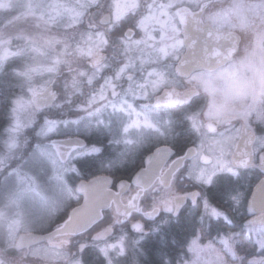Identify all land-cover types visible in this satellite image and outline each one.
<instances>
[{
    "label": "snow or ice",
    "instance_id": "snow-or-ice-1",
    "mask_svg": "<svg viewBox=\"0 0 264 264\" xmlns=\"http://www.w3.org/2000/svg\"><path fill=\"white\" fill-rule=\"evenodd\" d=\"M3 0H0L2 5ZM81 9H86L90 5H96L98 0H77ZM38 7L39 5H35ZM184 5L183 0L178 3H169L166 10L162 13L163 15L169 16L170 24L165 22V27L170 28V31H165L164 35L160 38L162 41H169L164 44L158 51L161 56L167 60L172 58L176 62L175 73L176 76L181 77L183 84L174 78H169L165 71L158 68H153L151 71H146L143 81L135 82L136 91L133 90L132 85H129L128 93L136 96L138 99L144 101H150L155 96V103L157 105H175L181 107L185 111V120L187 121L186 128H188L195 136L200 138L199 144H186L183 149V154L178 155L176 160L172 163L175 164L177 160L183 162L189 157V154L195 153L193 163L190 166L189 176H192L198 183H202L209 187L216 181L218 174L229 173L232 175H239L236 169L232 165H238L241 168H246L249 165L260 167L264 170V136H256L255 130L251 128L248 123L249 117L256 111L257 105H264V89L260 91H252L244 96V101L240 104L231 102L227 97L223 101L217 100V93L220 89L217 86V80L227 75L231 69L225 73H217L214 64H219L222 61H235L232 67L236 65H245L248 61L256 55L257 51L264 52V33L257 34L256 47H254L247 55L236 61L237 49L239 42L232 35V33L224 32L225 25L229 22L230 17L224 13H220L219 16L224 18V23H220L217 18H210L209 25L211 30L207 32L209 37H215V46H205L202 57L197 58L195 55L191 59L188 58L187 54H183L182 50L185 47V40L187 39V29L190 23L187 13L182 11ZM199 6V5H197ZM148 7H156V5H148ZM160 9H165V5L161 4ZM238 7V5H237ZM74 11L73 9H68ZM175 11L176 15L172 16L170 11ZM254 15L264 18V0H260L259 3L251 5L249 9ZM75 17H81L82 11H75ZM155 15V14H154ZM43 19V16L41 17ZM107 19V17H105ZM138 19V18H137ZM191 23L197 28L202 30L201 25L204 24V20L199 18L195 13L192 14ZM183 26V29L181 28ZM184 35L185 39L181 36ZM151 39H156L155 36H151ZM220 41H227L228 45L221 44ZM62 41H55V43H61ZM10 43L9 41L0 40V64L9 58L10 55H16L18 53H12L10 49L4 47V45ZM48 44H52V41H48ZM109 43L104 32H97L95 36L89 33L86 38H83V44L88 46V56L93 57V63H99L102 58L104 47ZM135 43L139 45L142 43L140 40H135ZM192 45H189L191 47ZM67 45L65 51H67ZM78 51L83 52L84 48L78 46ZM147 62V61H145ZM61 63L59 58H56L52 65L42 66L43 73H55L58 70V65ZM153 63H160V61H153ZM189 66H191L189 70ZM133 67L131 64L123 65L116 73L115 79L119 80L121 77L128 73V69ZM41 72V68L29 66L24 71H19L17 75L24 77L30 85L35 79V74ZM84 75V73H81ZM128 79L132 81L134 78L129 73ZM54 83L53 80H48L44 84L39 86H30L27 89L29 95H20L12 101V114L14 116V123L8 131L12 134L8 149L9 152L14 151L20 144L16 138V133L22 129L28 128L33 130V135L36 137V142L33 147L29 150V161L34 165V170L29 172H21L20 169H12L8 175L9 177H15L16 184L18 185L17 192L9 198V205L19 206V200L26 193H33L38 197L40 206L43 209V215L39 218L40 229L49 234L54 235L59 246L68 245L72 242V237L77 235H83L86 232L91 231L94 227V219L97 215L103 216V212L98 208L92 206L89 199V192L93 181L80 180L78 184L73 186L71 184V178L74 174L80 171L78 166H83L88 163L90 158L94 154L100 153L101 149L96 146L86 148L85 151L81 152L79 148H73L71 151L64 152V144L61 143L57 138L60 135V130L63 126H68L71 123L78 124L82 117L75 119H60L55 116H49L45 114L42 118L37 119V116L32 112L34 105H37L39 98H47L45 93L51 96L54 100L56 98V92L51 91L49 85ZM79 81L73 80L72 87H75L77 91L80 89L77 87ZM92 83V78H89V84ZM108 89H111L113 95H118L116 91V85L112 79H108L105 85ZM105 86H102L98 94H93L88 100V107H92L97 103L107 99ZM163 92V95H156V93ZM201 93L211 97L210 103L207 104L206 108L199 109L197 111H191L193 106L197 104V97ZM70 103V101H69ZM128 104L129 115L133 116L134 119L124 126L123 132L126 135L131 134L134 129L149 128L152 129L155 136L154 138L145 139L143 136L140 140L133 141L127 139L125 142L128 144L137 143L147 146V152L149 155L145 157L146 163L151 164L154 157H157L162 151H168L175 155V149L170 143H168L169 134L172 131L174 121L171 119L165 120L164 124L167 126L168 132L166 133L159 126L158 121H154L151 115L143 114L136 110L133 104H130L127 100L124 101ZM105 105L101 104L100 107H95L94 111H89L87 114L92 116L101 111V108ZM55 107H62V105H55ZM79 111H86L87 109L83 106H78ZM121 111L125 109L121 108ZM27 114V123L22 120V116ZM256 119L264 122V110L256 112ZM242 121L241 128L237 129V137L243 133H247L252 139H249L247 143H253V139L259 140L260 148H253L251 152L242 151L239 153V159L234 158L232 160L225 159L227 154H231L228 148V144L234 139L233 137H227L224 140H211L210 136L217 134L221 125L232 124L234 121ZM209 143L216 146L215 149H211L206 154V147ZM219 152V155L216 154ZM260 152V163L256 165L255 157L256 153ZM75 154V155H74ZM203 161V165L199 163ZM210 166V167H208ZM11 168L6 163L4 157H0V169ZM183 168V163L172 172L171 180L174 181L176 174ZM146 171V169H141ZM44 174L48 180L57 186V194L49 195L47 192L41 189L40 178ZM95 179V178H94ZM107 179V178H106ZM137 185H140L139 174L136 177ZM160 183L165 184L163 174L160 178ZM167 188L171 189V182L167 183ZM120 189L126 188V183L121 181L119 183ZM256 189L260 193L258 204L262 209L257 215L253 208L252 202L245 198L246 210L249 212L250 218L244 221V231L232 233L230 236L223 239V243L228 247L229 251L232 250V245L229 241H235L237 244H242L238 238L241 235L253 236V242L257 244L258 249L264 250V180H262ZM112 188L104 186L102 190L96 194V199L103 198L104 194L111 192ZM117 196L120 193H116ZM251 195V193L249 194ZM193 203H196L197 197L200 196V192L191 193ZM181 197L176 195H166L160 200L159 204L162 205L168 212L178 213L181 205L176 201ZM236 204L239 205L241 200L239 197H233ZM73 201L75 203H73ZM83 201V203H81ZM112 203L115 205L116 201ZM129 206L132 205V201H129ZM159 206V205H158ZM204 207L210 209V214L219 220L221 223L229 220L227 214L217 208L215 205H210L207 200L204 201ZM117 212L120 213V208L117 206ZM5 213L0 212V218H4ZM23 225V213H17V219L11 221L9 224V234L15 235L20 231ZM134 227L137 230L142 229V224H135ZM110 229L97 232L95 239L100 240L105 237V233ZM27 235H32L30 229H26ZM23 238L21 237V242ZM121 249L123 248L122 241L118 242ZM110 248H116L117 244L109 245ZM207 248H213L212 244L206 245ZM203 250L198 240L192 241L191 251L196 252L198 257L199 253ZM81 253L86 252V245H80ZM105 255H107V249H104ZM61 256V253H56ZM63 259L67 260L66 256H62ZM264 260V257L260 258ZM72 264V262H69ZM74 264H83V260H77ZM196 264V261H193ZM217 264H225L223 258L217 261Z\"/></svg>",
    "mask_w": 264,
    "mask_h": 264
},
{
    "label": "flooded vegetation",
    "instance_id": "flooded-vegetation-1",
    "mask_svg": "<svg viewBox=\"0 0 264 264\" xmlns=\"http://www.w3.org/2000/svg\"><path fill=\"white\" fill-rule=\"evenodd\" d=\"M35 1L71 3V0ZM221 1L224 2V4L221 3ZM180 2L181 0H98L96 5H90L87 8L86 14L84 15V22L81 23L84 28V38H86L89 33H92L93 36H95L97 32L102 31L106 34V38L109 43L104 47L102 58L99 60V63H93V59L88 56L87 53L89 49L87 48V45H78L85 47V65L90 74L97 72V77L90 85H87V83L84 84L83 99H80L82 96L78 97V95H76V101L83 103L85 98H87L90 94H94L93 92H90L91 89L95 90V92L99 91L101 87L104 86L106 79L111 78L115 83L116 91L119 94L113 95L111 89H108L110 98L106 100V110L109 109L110 111H115L127 116L130 111L129 109L121 111V108L119 107H111V104H121L122 102L119 101L125 99L130 104H133L137 111L143 114L151 115L153 120L158 121L159 126L166 133L168 132V129L164 124V121L168 119L173 120L174 124L172 126V131L169 134L168 143H170L175 149L176 154H172L166 160L150 186L144 187L143 185L134 184L132 182V178L139 169L145 166L144 159L149 154L147 152V146L137 143L128 145V143L124 142L122 132L123 129L121 128L123 123L120 127H115L114 129L108 128L109 122L107 120V116L104 114L105 111L99 114L104 117L102 120L104 122L99 125L98 129H94L91 125H87L85 126L87 128L81 129V132L71 127V130H66L67 132L64 131V134H60L57 138L59 141L70 138H78L84 140L85 142L83 145H64V152L71 151L73 148H79L80 150L88 146H97L101 149L100 153L94 154L90 159L98 158L100 160V166L103 168H107L111 164H129V166L123 168V172H121V174H118L119 169L113 174H100H107L113 177L112 188L116 191H118L117 184L119 181H129L130 185L121 195V201L124 204H128L129 201L133 202L134 199L136 200V203H133L134 209L124 215L117 213L114 204L112 203L110 209L103 213V215H107L105 221H102L101 219L94 225V227H92L91 231L86 232L83 235L72 237V242H76L74 245H71V249H76V251L73 249L70 252L73 255L76 254L77 251L81 253V251L78 250V243L81 244V240H87L88 237H92L93 230H96L97 233L107 228L112 229V231L116 227L121 229L126 227L131 228L133 223L140 222L143 225L142 231L136 232L134 230V232L145 234L168 221L182 222L186 225L188 222H191L190 220H192L193 217L202 219L201 213L205 200H207L211 205H215L217 208L222 209L227 214L231 223L228 221L222 222V224L226 226L243 228L245 219L250 218V215L246 210L247 206L245 204V198L247 197L248 200L250 199L251 195L249 194L252 193L254 186L264 177V173L260 170V168L251 165L250 167L243 169L232 165L239 175H232L229 173L218 174L216 181L211 187H209L202 183H198L192 176L188 175L190 166L193 163V158H196L195 153H193L190 157L183 161V168H181V170L176 174L175 180L172 181L171 178H168L169 181L167 182L165 174L170 168L172 161L176 160L178 155L183 154V149L186 144H199L200 138L195 136L188 128H186L187 121L185 120V111L181 107L165 104L157 105L155 103V96H153L150 101H144L138 99L132 94H129L127 91L130 84L132 85L133 90L136 91L135 82L143 81L146 71H151L153 68L165 71L169 78H174L183 84L182 78L176 76L175 73L177 66L176 62L172 58L165 60L158 51V49H160L164 44L169 43V41H162L160 39L164 35L165 31H170V28L165 27V22L168 24L171 23L169 16L163 15L162 13L166 10L169 3L179 4ZM259 2L260 0H214L213 4L216 6H212V8H210L212 1L183 0L184 5H187V7L182 6V11L187 13L190 20L188 29L186 30L187 38L188 30H197L193 23H191L193 13L204 20V24L201 26H210V18H217L220 23H224V18L219 16L220 13H224L226 16L230 17L229 22L224 27V31H234L241 37L237 55L235 57V60L239 61L243 59L254 47H256V43H253L254 45L251 43L252 36L254 35L253 39H256L257 34L264 33V18L254 15L249 10L251 5ZM153 4L156 5V7H148V5ZM161 4L165 5V9H160L159 6ZM169 11L172 16L176 15L175 11ZM4 14L6 15L7 13ZM105 17H107V19H105ZM181 28L183 29L182 25ZM150 35L155 36L156 39H151ZM243 35L251 37L248 43H242ZM181 38L185 39V36L182 35ZM135 40H140L142 43L137 45ZM186 47L185 43V47L182 50V56L187 52ZM242 47H246V49H243ZM153 61H160V63H153ZM233 63H235V61H222L219 64H214V68L217 73H225L231 69L227 75L218 79L216 82L218 88L220 89L217 93L218 101H223L226 97L231 99L229 97V93L231 91H240V93L245 96L252 91H260L261 89H264V52L257 51L256 55L245 65H236L235 67H232ZM127 64H131L133 67H130L128 69V73H125L121 79L116 80L115 76L118 70L123 65ZM129 73L134 78L132 81L128 79ZM55 89L56 88L54 87V92H56ZM156 95L162 96L163 92L161 91L156 93ZM210 100L211 97L201 93V95L197 97V104L193 106L191 111L206 108L207 104L210 103ZM259 106L261 110H264V105ZM59 111L60 110L58 108H54L52 106L50 109H40L39 114H51L56 116L59 115ZM74 114L75 113H71L72 116H75ZM242 123V121L237 120L232 124L221 125L220 131L214 136L209 137L210 141L216 139L224 140L227 137L234 138L228 144L231 154H227L225 156L229 160H231L240 138L244 134H247L243 133L241 136L237 137V129L241 128ZM248 123L251 128L255 130L256 136L264 135V122L250 116ZM143 130L144 129L141 128L140 130L134 132L138 133L139 137L134 136L133 133L129 134L130 138H135L134 141L140 140L142 136L145 139L154 138L155 134L152 129ZM215 148L216 146L214 144L209 143L205 149L206 154L209 150ZM253 148H260L259 140L253 139L251 149L253 150ZM261 151H264V149H261ZM216 154L219 155V152H216ZM259 157L260 152H257L255 157L256 165H259ZM199 163L203 165V161H199ZM87 164L85 165V169H87ZM252 170H257L259 176L251 187L252 178L250 172ZM162 174L164 180L166 181L165 184L160 183ZM74 175L71 178V184ZM241 181H243L244 189L232 190L233 186H237V183L240 184ZM169 182H171L172 185L171 189L166 187ZM233 182H235V185ZM72 185L75 186L76 183ZM197 191L200 192V196L197 197L196 203H193L191 193ZM166 195H176L183 198L176 201L181 205L178 213L168 212L162 205L159 204L160 200ZM233 197H239L241 203L237 205ZM147 213H151L152 215L148 217L146 215ZM259 213L260 211L256 212L257 215H259ZM31 231L46 234L41 229ZM112 235L107 237L110 238ZM44 243L54 246L57 244V241L53 237L25 247L23 248V251L20 249V251H22L20 253H28V250L32 247L39 246ZM83 244L86 246L88 245L86 242ZM70 253L67 252L68 255H71ZM51 263L57 264L56 261ZM44 264L50 263L47 262Z\"/></svg>",
    "mask_w": 264,
    "mask_h": 264
},
{
    "label": "rangeland",
    "instance_id": "rangeland-1",
    "mask_svg": "<svg viewBox=\"0 0 264 264\" xmlns=\"http://www.w3.org/2000/svg\"><path fill=\"white\" fill-rule=\"evenodd\" d=\"M204 1H212L210 8H212V6H216L215 4H213L214 0ZM221 3L224 4V2L222 1ZM35 5L39 6L36 7ZM68 9H73L74 11H69ZM75 11H82L83 15L81 17H75ZM86 11L87 8H80L77 0H71V3L41 2L35 0H3L2 5H0V12L7 13L6 16H8V18L5 19V22H3L2 26L0 27V40L10 42L4 45V47L10 49L12 53L18 54L10 55L9 57L18 58L22 64L18 68L11 70V74L14 79V82H12V84L11 82H8L7 79H5L3 82L10 90L11 96L9 98L10 106L8 109V125L4 127L3 132L0 134V157H4L6 163L10 165L11 168L0 169V212L5 213V217L0 218V264H44L47 262L52 264L51 262L55 261L57 262V264H69V262H72V264H74L75 261L82 259L81 254L79 255L76 253L74 254V256L67 254V251L65 249L68 248L70 244L63 245L61 247L57 244L51 246L48 243H44L39 246L32 247L30 250H28V253H20L23 251V249H21L22 251L15 249V243L19 234L26 232V229H40L39 218L43 215V209L40 206L38 197H36L33 193H26L19 200L18 207L16 205H9L8 203L9 198L18 190V185L16 184L15 177H9L8 173L12 169H20L22 173L34 170V165L29 161L28 158L29 152H27V148L29 147L30 142H33L32 147L36 142V137L33 135L32 129H22L20 132L15 134L20 147L12 152H9L8 143L12 134L8 131V129L11 128L14 123V116L11 111L13 106L12 101L20 95H29L27 89L30 86H39L41 84H44L48 80L54 81L56 80V78L64 75L61 87L55 89L57 95L53 107L59 108L55 107V105L64 106V103L69 102L70 100L72 103L73 98L76 95H78V97L82 96L80 99H83L84 84L87 83V85H90L89 78H92L93 83V81L97 77V72H93L90 74L85 65V47H83V52L77 50L78 45H84V28L81 23L84 22V15L86 14ZM42 16L43 19H41ZM253 37L254 35L252 36V44L256 43V39H253ZM250 38V36L243 35L242 43H248ZM57 40L62 42L55 43V41ZM48 41H52L53 43L50 45L47 43ZM66 45L68 46L67 51H65ZM242 48L246 49V47ZM0 51H2V49H0ZM56 58H59L61 60V63L58 65L57 72L43 73L42 66L52 65ZM91 59H93V57H91ZM29 66L41 68V72L35 74V79L31 85L24 77L17 75L19 71H24ZM81 73H84V75H82ZM74 79L79 81L77 87L80 89V91H77L75 87H72V81ZM108 79H106V81ZM106 81L104 82V86L106 85ZM9 86L11 87L9 88ZM99 91L95 92V90H90V92H93L94 94H98ZM105 92L107 99L97 103L96 105H93L92 107H88V100L93 94H90L87 98H85V101H83V103L74 105V111L72 113H75V116L67 115V117L62 118V120L75 119L77 117H82L83 119H81L78 124L71 123L68 126H63L60 130V134H62L64 131L67 132L71 130V127L81 132V129L87 128L85 127L87 125H91L92 128L98 129L99 125L104 122L102 121L104 117L99 115L103 111H105L104 114L105 116H107V120L109 122L108 128L111 129L120 127L122 123L123 125L121 128L123 129L124 126H126V124L130 121V119L135 118L134 115L130 116L128 114L127 116H125L115 111H110L109 109L106 110V100L110 98L108 88L106 86ZM229 97L231 98L229 100L235 104H240L242 102L250 103V100L244 101V96L240 93V91H231L229 93ZM124 101L125 99H122L119 101L122 102L121 104H111V107L128 109V104H125ZM101 104L105 106L101 108V111L99 113H96L92 116H89L87 114L89 111H94L95 107H100ZM78 106H83L87 110L79 111ZM260 110V106L257 105L256 111H253L251 116L255 117L256 119V112ZM39 111L40 110H37L35 106H33L32 112L36 114L37 119H40L45 115L41 114V116L39 114ZM60 115L61 113L59 115H56L55 117L58 116L59 118ZM49 116L54 115L50 114ZM22 120L27 123V114L22 116ZM140 129H134L131 133H133L134 136L139 137L138 133L134 132ZM143 129V131H145L149 128ZM123 139L124 142L127 139H131L133 141L135 140V138H130V135L126 136L124 132ZM90 147L92 146H88L86 148ZM86 148L80 149V151L83 152ZM225 159L228 158L225 157ZM40 186L41 189L47 192L49 195L57 194V186L51 183L48 180L47 176L44 174L41 175ZM18 212L23 213V225L21 226L18 233H16L15 235H10L9 224L11 223V221L17 219ZM201 218H204L203 220L216 219L210 214V209H206L204 207V204L202 207ZM202 219L200 221H202ZM240 229L244 231V225L243 228ZM236 232L241 231H225L220 233V235H217L208 240H203L201 234L198 233L190 240L186 248L185 257L182 259L180 264H193V261H196V264H217V261L220 258H223L225 264H240L241 257L236 251V242L234 240L229 241V243L232 245L231 251H229L228 247H226L223 243V239L225 237H228L232 233ZM92 233V237H88L87 240H81V242H86L88 245L95 246L94 248L98 250L105 258L106 264H113V260L125 252V242L127 238L124 234L113 235L110 238L107 237L100 241L94 238L96 235V230H93ZM194 239L198 240L203 248V250L199 253V257L196 252L191 251L192 241ZM121 241L123 244L122 249L118 243ZM78 244L80 245V243ZM111 244H117V247L110 248L109 245ZM208 244H212L214 247L207 248L206 245ZM104 249H107V255H105ZM57 252L61 253V256H58L56 254ZM257 252L258 253L250 259V263L264 264V260L260 259L261 257H264V250H260L257 247ZM62 256H66L67 260L63 259Z\"/></svg>",
    "mask_w": 264,
    "mask_h": 264
},
{
    "label": "trees",
    "instance_id": "trees-1",
    "mask_svg": "<svg viewBox=\"0 0 264 264\" xmlns=\"http://www.w3.org/2000/svg\"><path fill=\"white\" fill-rule=\"evenodd\" d=\"M4 13L0 12V27L2 26L5 19H7ZM21 61L15 57H9L4 61L3 64H0V134L3 132V129L8 125V109L10 106V90L3 83L5 79L8 82H14L11 70L21 66ZM64 79V75H61L59 78L54 80L53 86L57 89L61 87ZM11 86H9L10 88ZM8 89V90H7ZM79 101H76V96L73 98L71 103L65 102L64 106L58 109L61 113L59 118H66L67 115L71 116V113L74 111V105L78 104ZM72 110V111H71ZM59 113V114H60ZM58 117V116H57ZM33 142L29 143L27 152L32 148ZM86 165V164H85ZM85 165L78 166L80 171H78L74 178L72 179L73 184L79 180H88L94 175L100 173H109L113 174L119 169V173L123 172V168L129 166V164H111L107 168L100 166V160L98 158H92L88 161L87 169ZM125 174V173H123ZM251 174V187L257 179L258 171L252 170ZM237 182V181H236ZM235 185V182H233ZM236 188V189H235ZM244 189L243 181L240 184L237 183V186H233L232 190ZM75 203V202H74ZM196 216V215H195ZM107 215L104 214L102 221H105ZM193 217L191 222H188L186 225L182 222L168 221L155 229H152L148 233L139 234L134 232L129 227L126 228H114L112 234H124L127 238L125 242V252L116 257L113 260V264H180L182 259L185 257L186 248L190 240L195 237L198 233L201 234L203 240L212 239L213 237L220 235V233L229 231V230H239L243 233V230L240 227H230L222 224L219 220L207 219L202 220ZM112 235V236H113ZM111 236V237H112ZM253 237L251 235H241L239 240L243 241L242 244L236 243V251L241 257L240 264H251L250 259L254 257L257 252V244L253 242ZM76 242H71L69 248L65 250L70 253L71 245ZM95 246L87 245L85 253L77 254L82 255L83 264H106L105 258L102 254L94 248ZM71 254V253H70ZM71 256H74L71 254Z\"/></svg>",
    "mask_w": 264,
    "mask_h": 264
},
{
    "label": "water",
    "instance_id": "water-1",
    "mask_svg": "<svg viewBox=\"0 0 264 264\" xmlns=\"http://www.w3.org/2000/svg\"><path fill=\"white\" fill-rule=\"evenodd\" d=\"M191 27V26H190ZM202 30H188V38L186 40V49L187 52L186 54L188 55V58L191 59L193 57V55H195L197 58L202 57L203 54V50L205 48V46H215V37H209L207 35V32L209 30H211V27L206 25V26H200ZM225 33H232V35L236 38V40L240 43L241 37L234 31H224ZM221 44H224L225 46L228 45L227 41H220ZM189 45H192L191 47H189ZM238 50V49H237ZM236 50V51H237ZM191 66H189V70H190ZM49 88L51 89V91H53V84L49 85ZM45 96H47V98H39L37 101V105H34L35 108L37 110H40L42 108H46V109H50L52 108L55 99L53 100L51 98L50 95H48L47 93H45ZM249 139H252V137H250L248 134H244L240 140L238 141L237 147L235 149V151L233 152L232 158L231 160L234 158L239 159V153L242 151H248L251 152L252 151V144L247 143V141ZM61 143H63L64 145L67 146H71L73 144H77V145H83L85 142L84 140L78 139V138H73V139H66V140H62L60 141ZM193 153L189 154V157L192 155ZM149 155V154H148ZM172 155V153L168 152V151H162L157 157H154L152 160L151 164L146 163V160L144 159V167L141 169H146V171H141V169H139L135 175L132 178V182L134 184L137 185L136 183V177L137 174H139V179H140V185H143L144 187H148L150 186V184L154 181V179L156 178V176L158 175L161 167L163 166V164L166 162V160ZM183 162L177 160V162L175 164H171L170 168L167 170L165 177L167 179V182L169 181L168 178H171L172 176V172L175 171L177 168L180 167V165ZM260 163V162H259ZM235 167L241 168L238 165H233ZM251 165H249L248 167H250ZM246 167V168H248ZM260 168V167H259ZM244 169V168H243ZM260 170L264 173V170H262L260 168ZM95 178V179H94ZM107 178V179H106ZM92 180V186L89 192V199L90 202L92 204L93 207L98 208L100 211H102L103 213L105 211H107L108 209H110L111 205H112V201L115 200L116 204L114 205L115 210L117 212V206L120 208V213L119 214H128L129 212H131V210L134 209V206H129L128 204H124L121 201V195L128 189L130 182L126 181V180H121L124 181L126 183V188L125 189H120L119 188V183L121 181L118 182L117 184V189L118 191L114 190L112 188L113 185V177L107 174H100V175H96L93 176L91 178H89L88 180L85 181H89ZM262 180H264V177L256 184L258 185ZM80 182V180L76 183L78 184ZM166 182V181H165ZM256 185L254 186L252 193H251V197H250V201L252 202L253 208L256 212L261 211L262 209L260 208L259 204H258V200L260 198V193L259 191L256 189ZM104 186L107 187H111L112 191L111 192H107L104 194L103 198L97 200L96 199V194L98 191L102 190ZM120 193L119 196L116 195V193ZM183 199V198H181ZM81 203H83V201H81ZM136 203V200L134 199L132 202ZM118 213V212H117ZM249 213V212H248ZM148 217L151 216V213H147L146 214ZM103 216H99L97 215L93 221L94 225L99 222L102 219ZM141 224L140 222H135L131 225V228L133 230H135L136 232H141L142 229L137 230L134 225L135 224ZM112 229H110L109 231H107L105 233V237L103 239H105L107 236L112 234ZM21 237L23 238L22 242H21ZM54 235H49V234H41V233H36V232H32V235H27L26 232L19 234L16 243H15V249L16 250H20L23 249L25 247L31 246L33 244L48 240L50 238H53ZM100 239V240H103ZM80 245H85L83 243H81ZM80 245L78 247V250L80 251Z\"/></svg>",
    "mask_w": 264,
    "mask_h": 264
}]
</instances>
